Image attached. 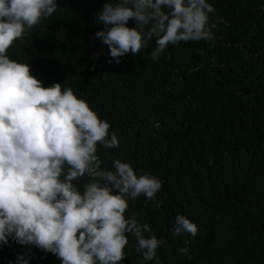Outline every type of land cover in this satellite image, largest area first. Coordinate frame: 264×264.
Listing matches in <instances>:
<instances>
[{
    "label": "trees",
    "instance_id": "trees-1",
    "mask_svg": "<svg viewBox=\"0 0 264 264\" xmlns=\"http://www.w3.org/2000/svg\"><path fill=\"white\" fill-rule=\"evenodd\" d=\"M106 2L57 0L52 19L29 30L7 54L35 62L42 50L36 46L43 47V63L33 70L45 87L67 83L88 101L101 95L134 114L117 134L119 147H101L98 155L104 167L111 169L109 161L118 158L164 182L156 200H130L126 214L135 213L165 240L152 264L169 255L171 264H187L178 251L183 236L168 234L172 206L176 216L201 210L227 235L221 255L234 264H264V0H208L215 8L209 20L217 24L214 41L170 45L153 61V40L119 64L108 62V47L95 36L103 27L93 26V12ZM43 39L54 43L39 44ZM93 65L98 74L80 86ZM157 201H163L159 208ZM129 239L123 264H138L135 239ZM23 248L9 238L0 246V264H17ZM34 251H28L29 264H41Z\"/></svg>",
    "mask_w": 264,
    "mask_h": 264
},
{
    "label": "clouds",
    "instance_id": "clouds-1",
    "mask_svg": "<svg viewBox=\"0 0 264 264\" xmlns=\"http://www.w3.org/2000/svg\"><path fill=\"white\" fill-rule=\"evenodd\" d=\"M57 8V0H0V246L9 238L24 246L17 264L30 263L28 251L34 250L26 246L41 250L34 251L41 264H123L130 234L138 264H152L165 240L135 213L126 214L130 200H156L164 182L118 158L109 161L111 169L104 167L98 155L101 147H119L117 134L134 114L101 95L88 101L67 83L45 87L33 70L43 63V47L36 46L42 50L35 62L7 54ZM211 15L215 8L208 0H107L93 12V26L103 27L95 36L107 45L109 63L138 55L153 40L149 56L158 61L170 45L214 41ZM95 73L90 66L80 86ZM170 210L168 234L183 236L178 251L187 264L235 263L221 255L227 235L201 210L177 216ZM157 264H171L170 255Z\"/></svg>",
    "mask_w": 264,
    "mask_h": 264
}]
</instances>
